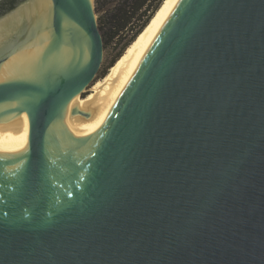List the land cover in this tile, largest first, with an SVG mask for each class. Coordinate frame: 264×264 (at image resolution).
I'll use <instances>...</instances> for the list:
<instances>
[{
  "label": "water",
  "instance_id": "obj_1",
  "mask_svg": "<svg viewBox=\"0 0 264 264\" xmlns=\"http://www.w3.org/2000/svg\"><path fill=\"white\" fill-rule=\"evenodd\" d=\"M103 48L0 0V264H264V0H166L65 126Z\"/></svg>",
  "mask_w": 264,
  "mask_h": 264
},
{
  "label": "trees",
  "instance_id": "obj_2",
  "mask_svg": "<svg viewBox=\"0 0 264 264\" xmlns=\"http://www.w3.org/2000/svg\"><path fill=\"white\" fill-rule=\"evenodd\" d=\"M164 0H95L103 47L119 46L109 68L148 25Z\"/></svg>",
  "mask_w": 264,
  "mask_h": 264
},
{
  "label": "rangeland",
  "instance_id": "obj_3",
  "mask_svg": "<svg viewBox=\"0 0 264 264\" xmlns=\"http://www.w3.org/2000/svg\"><path fill=\"white\" fill-rule=\"evenodd\" d=\"M98 17V15H97ZM119 50V46L114 47V45H111L110 47L103 48V59L101 66L94 77V79L85 87L84 91L77 95L76 97L82 98L83 95L101 78L104 70L109 65V63L113 60V56L116 54V52Z\"/></svg>",
  "mask_w": 264,
  "mask_h": 264
},
{
  "label": "bare ground",
  "instance_id": "obj_4",
  "mask_svg": "<svg viewBox=\"0 0 264 264\" xmlns=\"http://www.w3.org/2000/svg\"><path fill=\"white\" fill-rule=\"evenodd\" d=\"M165 1H166V0H164V2H165ZM164 2H163V3H164ZM163 3H162V4H163ZM80 99H81V98H79V97H75V98L72 99V101L70 102V104H69V106H68L66 112H65L64 115H63V121H62V122H63V124H64L65 126H66L67 121H68L69 117L71 116V114H72V112H73L75 106H76L77 103L80 101ZM16 135H17V137H29L30 133L24 135L23 132H22V130H19V131L16 133Z\"/></svg>",
  "mask_w": 264,
  "mask_h": 264
}]
</instances>
